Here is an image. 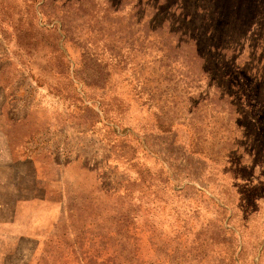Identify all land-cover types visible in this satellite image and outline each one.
<instances>
[{"label":"rangeland","instance_id":"obj_1","mask_svg":"<svg viewBox=\"0 0 264 264\" xmlns=\"http://www.w3.org/2000/svg\"><path fill=\"white\" fill-rule=\"evenodd\" d=\"M181 3L0 0V264H264V0Z\"/></svg>","mask_w":264,"mask_h":264},{"label":"trees","instance_id":"obj_2","mask_svg":"<svg viewBox=\"0 0 264 264\" xmlns=\"http://www.w3.org/2000/svg\"><path fill=\"white\" fill-rule=\"evenodd\" d=\"M165 1H170V0H165ZM180 1H183L184 2V3H181L182 4L181 11L182 10L184 11L186 9L185 12H187L189 7H193L194 5H196L194 2L187 3V1H185V0H180ZM202 1H204V0H201V2ZM201 2L196 5L197 6L196 9H198V10L200 9L199 11L204 12L205 15H207L208 18H211L212 17V14H208L207 12H205L204 10H202L203 8L201 6ZM192 9H194V8H192Z\"/></svg>","mask_w":264,"mask_h":264}]
</instances>
